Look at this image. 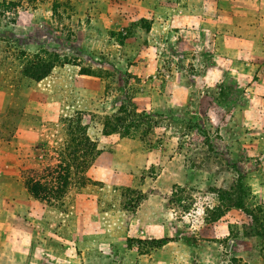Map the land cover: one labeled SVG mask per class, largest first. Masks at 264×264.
<instances>
[{"label": "rangeland", "instance_id": "rangeland-1", "mask_svg": "<svg viewBox=\"0 0 264 264\" xmlns=\"http://www.w3.org/2000/svg\"><path fill=\"white\" fill-rule=\"evenodd\" d=\"M202 1L0 0L17 4L0 7V264L22 263L15 212L26 246L64 260L37 264H264V88L251 70L264 36L233 41L229 9L211 12L224 27L179 37L175 9L198 19ZM34 55L58 60L39 81L21 74ZM124 98L155 115L150 132L102 136ZM76 116L100 153L56 204L36 201L25 173L57 163Z\"/></svg>", "mask_w": 264, "mask_h": 264}, {"label": "trees", "instance_id": "trees-1", "mask_svg": "<svg viewBox=\"0 0 264 264\" xmlns=\"http://www.w3.org/2000/svg\"><path fill=\"white\" fill-rule=\"evenodd\" d=\"M4 8H16L14 2H3ZM2 4V2H1ZM3 4L0 6L2 7ZM68 60L63 64H69ZM58 64L57 57L42 59L34 55L25 61L21 67V74L34 81L46 77L51 69ZM81 75H92L89 70H79ZM155 116L145 112H137L136 108L125 98L111 114L101 119V135L110 136H131L138 132L141 137L147 135L150 130V118ZM86 125L81 123V118L67 119L65 125L66 139L62 148L58 150L57 163L47 166L41 171L29 170L25 173L23 180L24 188L29 196L36 201L45 202L51 206L56 204L59 196H63L70 187L73 177H78L80 182L84 180V174L89 169L100 151L95 143L86 134ZM239 208L246 210L242 205V198H239ZM249 212V211H248ZM259 238V237H258ZM169 240L162 238L154 241L158 246L165 245Z\"/></svg>", "mask_w": 264, "mask_h": 264}, {"label": "crops", "instance_id": "crops-1", "mask_svg": "<svg viewBox=\"0 0 264 264\" xmlns=\"http://www.w3.org/2000/svg\"><path fill=\"white\" fill-rule=\"evenodd\" d=\"M212 1V2H211ZM239 3V5L235 6V4L230 5V3ZM260 2L261 0H203L201 4H198V7H200V12H203L201 15L198 16V19H196L195 16H182L184 11H192L191 7H184V8H177L175 10L177 11V15H172L173 18H176L172 23H175L176 25L173 26V28L177 31H175L178 36L180 37L181 33H183V27H189L193 28L194 31L199 32L201 35H205L209 32V28L213 25H218V27H224L223 22L218 21L217 19H211L212 11L217 12L222 17H227L226 12L231 10H239V17L236 18L235 21H233V25L230 27L228 24L226 26H229L230 29V38L239 43L241 42H247L245 39H249L253 42V44H259L262 37L264 36V10H261L260 8ZM176 7V6H175ZM230 7V8H229ZM194 8V7H193ZM195 9V8H194ZM174 11L172 9L166 8V5L162 3L161 7H155V12H158L160 17L164 19L163 11ZM183 11V12H180ZM207 16V17H206ZM213 24V25H212ZM177 27V28H176ZM175 33V34H176ZM236 54L239 57V49H237ZM253 58L259 59L258 54L253 53ZM225 61H228L226 59ZM242 64V63H241ZM245 66H248V64L245 63ZM240 66H238L239 69ZM236 68V67H235ZM252 74L253 77H257L258 79L254 82L257 87H260L261 89L264 88V66L261 67V63L257 62V64L252 65ZM18 191V189H17ZM20 193V192H19ZM4 198L1 196L0 198V219H2L7 213L2 210V206L4 204L3 202ZM27 201V199H25ZM14 213V212H13ZM15 221L12 226V232L14 235H17V238L12 242V247L17 246L19 249H22V252L18 254V262H22L20 264H37L36 262H40L41 258H46L47 260L54 259V262L59 260L60 262H64V260L57 259V258H51L52 257V251L48 250H40L38 253V248L30 246V241L28 242V245L26 246L24 244V240H21L20 233L22 229V221L19 220V216H17L15 212ZM6 230L0 229V252L10 248V246L6 245L8 244L9 239H6L4 236L7 232ZM13 235V234H12ZM4 236V237H3ZM249 238V237H248ZM255 240H260L257 236L250 237ZM41 241L43 243H47V239L41 238ZM23 245V246H21ZM40 245H37L39 247ZM50 250V249H49ZM49 261V260H48Z\"/></svg>", "mask_w": 264, "mask_h": 264}]
</instances>
